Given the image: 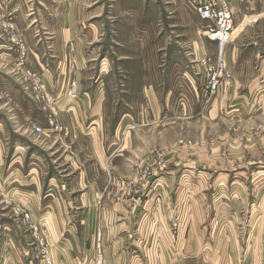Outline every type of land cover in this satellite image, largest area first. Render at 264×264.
<instances>
[{
    "label": "rangeland",
    "instance_id": "1",
    "mask_svg": "<svg viewBox=\"0 0 264 264\" xmlns=\"http://www.w3.org/2000/svg\"><path fill=\"white\" fill-rule=\"evenodd\" d=\"M184 2L0 0V15L11 20L13 27L6 29L0 24V223L4 211L14 217L18 206L21 207L17 198L4 196L5 165L14 163L23 147L31 144L34 135L30 133V125L42 115V109L34 101L38 99L23 88V73L28 67L18 65L20 52L9 40L11 32L24 39L27 59H34L44 67H51L54 58L59 61V57H67L70 61L77 56L82 59L80 65H91L92 72L101 68L107 73L111 69L109 61L111 65L118 53L128 51L144 56L150 34L152 39L164 35L175 40V29L185 19L180 3L199 19L200 36L208 39L204 34L207 22L199 18L189 0ZM239 3L240 0H235L239 8L235 24L238 28L244 22L245 26L241 33L238 28L234 39L238 36L239 39L233 48H245L242 56L247 57L248 63H241L237 73L249 86L258 79L263 66L264 0ZM158 9L163 13L159 14ZM68 25L73 34L64 43L63 33L58 29ZM152 45L153 48L146 46L147 54L164 63L167 57L162 53L164 48L161 51L158 44ZM175 50L173 47V53ZM171 59L175 61L176 56ZM77 84L72 79L65 87L72 98L81 96ZM119 86L126 88L127 84L122 79ZM74 89L77 97L73 95ZM244 119H227L224 114H217L211 121L203 117L183 127L154 125L145 134H136L141 143L133 144L131 154L141 157L143 142L148 140L151 159H142L143 165L136 160L135 197L117 208L119 214L114 222L105 225L108 233L105 245L130 250L138 256L136 263L161 264V249L166 245L168 249L176 248L180 237L188 236L191 229L199 236V248L205 253L215 246L222 252L223 234L242 231L248 237L250 232H256L261 238L248 242L254 250L261 245L264 264V112H249ZM124 200L120 198L123 205ZM5 205L9 207L3 209ZM116 225L118 228L114 229ZM20 228L23 229L21 225ZM33 242L29 240L26 248L32 247ZM98 243L101 249V235ZM200 256L208 264V255ZM211 260L213 263L214 259Z\"/></svg>",
    "mask_w": 264,
    "mask_h": 264
},
{
    "label": "crops",
    "instance_id": "2",
    "mask_svg": "<svg viewBox=\"0 0 264 264\" xmlns=\"http://www.w3.org/2000/svg\"><path fill=\"white\" fill-rule=\"evenodd\" d=\"M231 4L236 17L239 8L235 0H231ZM180 6L185 19L181 27L175 29V40L164 35L152 39L150 34L144 56L128 51L118 53L111 65L109 61L111 69L107 73L101 68L92 72L91 65H80L82 59L77 56L70 61L67 57H59V61L54 58L51 67L27 59L26 67L42 76L54 103L50 107L34 99L42 115L30 125V133L34 135L31 144L23 147L14 163L5 165L4 196L17 198L33 222L47 227V240L57 264H142L141 261L136 263L138 256L130 250L105 245L106 235L108 237L105 225L114 222L119 214L117 208L124 207L135 197L136 160L143 165L144 159H151L148 140L143 142L141 157L131 154L133 144L141 143L136 134H145L146 129L154 125L183 127L203 117L211 121L217 114L244 121L249 112H264V60L258 79L248 86L237 73L241 63H248L247 57L242 56L245 48H233L239 36L225 49L235 78L233 85L206 97V76L200 61L206 55H214L217 44L200 36L199 19L181 3ZM158 10L159 14L163 13ZM153 13L156 14L155 10ZM243 24L238 27L240 33ZM72 29L70 25L58 29L63 33L64 43L72 38ZM58 37L60 42L62 36ZM152 43L158 44L160 50L164 48L162 53L167 56L164 63L159 57L153 59L147 54L146 46L153 48ZM173 47L176 48L174 53ZM173 56H176L175 61L171 59ZM72 79L78 83L81 93L78 98L65 92ZM122 79L126 88L119 86ZM52 112L69 129L68 135L33 130V125L46 128L47 116ZM120 198L125 199L124 205ZM8 207L5 205L3 209ZM3 213L0 264H31L26 243L34 241L32 231L20 228L16 214L11 217L5 215L6 211ZM99 233L103 257L100 263L97 259ZM255 233L250 232L248 237L242 231L223 234L220 237L222 252L215 246L205 253L199 248V236L191 229L188 236L180 237L176 248L168 249L166 245L161 249V264H204L201 254L208 255V264H263L261 245L254 250L248 242L261 238Z\"/></svg>",
    "mask_w": 264,
    "mask_h": 264
},
{
    "label": "built area",
    "instance_id": "3",
    "mask_svg": "<svg viewBox=\"0 0 264 264\" xmlns=\"http://www.w3.org/2000/svg\"><path fill=\"white\" fill-rule=\"evenodd\" d=\"M192 7L197 11L199 17L207 22L205 36L217 44V51L214 55H206L200 62L205 71L206 82L204 84V93L206 96L216 94L220 89L230 87L234 83V75L230 69L225 49L238 34V28L235 24V15L232 8L231 0H189ZM0 24L6 29L12 27L11 20L0 15ZM10 42L16 45L20 52V61L18 65L26 67L27 65V47L24 39L16 32H11L9 37ZM27 68V67H26ZM23 88L30 91L34 96L48 105H53L54 100L49 95L47 86L43 81L42 76L33 69L27 68L23 73ZM74 97L78 94L73 90ZM47 127L42 125H33V130L37 133H43L45 130L62 132L65 135L69 134V129L60 122L56 113L52 112L48 115ZM19 226L24 230H30L35 237L32 247H28L30 252L31 264H57L51 254V245L47 240V227L42 223L32 221L29 212L18 206L15 211ZM98 261L101 260L100 243H98ZM264 258V248H263Z\"/></svg>",
    "mask_w": 264,
    "mask_h": 264
}]
</instances>
